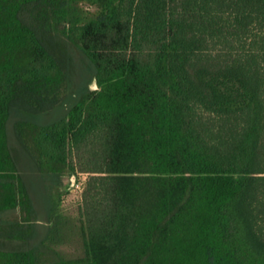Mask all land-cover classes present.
Masks as SVG:
<instances>
[{"label": "trees", "instance_id": "1", "mask_svg": "<svg viewBox=\"0 0 264 264\" xmlns=\"http://www.w3.org/2000/svg\"><path fill=\"white\" fill-rule=\"evenodd\" d=\"M0 264H264V0H0Z\"/></svg>", "mask_w": 264, "mask_h": 264}, {"label": "rangeland", "instance_id": "2", "mask_svg": "<svg viewBox=\"0 0 264 264\" xmlns=\"http://www.w3.org/2000/svg\"><path fill=\"white\" fill-rule=\"evenodd\" d=\"M91 87L96 88L95 82L91 84ZM84 179H85V175H82V174L79 175V178L77 177L75 185L70 188L71 191L64 195L65 204L71 205L75 202H78V200H80V191H81L82 182L84 181Z\"/></svg>", "mask_w": 264, "mask_h": 264}, {"label": "water", "instance_id": "3", "mask_svg": "<svg viewBox=\"0 0 264 264\" xmlns=\"http://www.w3.org/2000/svg\"><path fill=\"white\" fill-rule=\"evenodd\" d=\"M95 84H96V82H95ZM96 88H97V84H96ZM76 179H77V175L73 174V175L71 176V184H70V188H71L72 186L75 185V183H76Z\"/></svg>", "mask_w": 264, "mask_h": 264}]
</instances>
